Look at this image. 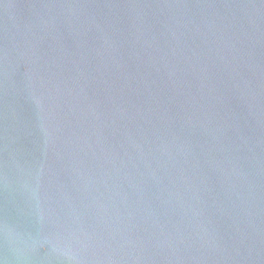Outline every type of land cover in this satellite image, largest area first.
<instances>
[{"label":"water","instance_id":"1","mask_svg":"<svg viewBox=\"0 0 264 264\" xmlns=\"http://www.w3.org/2000/svg\"><path fill=\"white\" fill-rule=\"evenodd\" d=\"M0 264H264V0H0Z\"/></svg>","mask_w":264,"mask_h":264}]
</instances>
